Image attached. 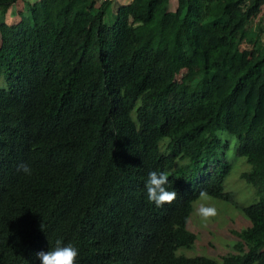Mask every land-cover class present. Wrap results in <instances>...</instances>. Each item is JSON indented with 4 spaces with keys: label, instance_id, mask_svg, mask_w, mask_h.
I'll return each mask as SVG.
<instances>
[{
    "label": "trees",
    "instance_id": "obj_1",
    "mask_svg": "<svg viewBox=\"0 0 264 264\" xmlns=\"http://www.w3.org/2000/svg\"><path fill=\"white\" fill-rule=\"evenodd\" d=\"M96 1L0 16V264H40L57 238L77 264H264V0H130L111 25ZM254 18L249 47L229 48ZM218 131L237 140L257 200L215 260L176 251L195 241L200 190L230 200ZM150 171L169 174L173 203L147 199Z\"/></svg>",
    "mask_w": 264,
    "mask_h": 264
},
{
    "label": "rangeland",
    "instance_id": "obj_2",
    "mask_svg": "<svg viewBox=\"0 0 264 264\" xmlns=\"http://www.w3.org/2000/svg\"><path fill=\"white\" fill-rule=\"evenodd\" d=\"M34 0H17L7 9L0 13L1 20L11 25L19 20L20 12L23 13L26 8V3H31ZM103 0H97V4ZM119 0H109L104 4L103 23L111 25L115 19V8L120 5ZM126 4L122 2L121 5ZM176 6L175 0H168L167 9L174 10ZM0 8V12H1ZM257 18V17H256ZM256 18L251 19L242 34L236 40L235 44H231L229 48L235 47L238 50L249 47V39L255 33L258 27ZM185 70L181 69L175 78L179 80ZM0 85L5 86V83L0 77ZM227 143L224 151V159L230 164V170L224 177L222 188L223 191L230 195L229 201L213 198L212 203L218 209V215L208 222H204L197 214L195 206L197 199L192 203L191 214L187 228L194 234V243L191 248L177 249L176 253L186 256L203 255L212 259H219L220 255L231 251L232 244L235 241L233 231H239L248 226V219L241 213L242 206L251 204L257 200V194L252 185L246 183L240 178V173L249 169V164L244 157L238 156L235 152L237 140L228 133L227 139H221ZM162 150L164 148L162 147ZM198 177V176H197ZM194 181V180H193Z\"/></svg>",
    "mask_w": 264,
    "mask_h": 264
},
{
    "label": "clouds",
    "instance_id": "obj_3",
    "mask_svg": "<svg viewBox=\"0 0 264 264\" xmlns=\"http://www.w3.org/2000/svg\"><path fill=\"white\" fill-rule=\"evenodd\" d=\"M216 135L220 139H227L228 137L226 131H218ZM18 170L25 175L32 174V168L26 163L18 165ZM168 184L169 174L167 172L150 171L148 173L144 187L147 199L156 207L171 204L177 198V192L175 190L170 191L166 187ZM212 200L213 198L206 190L202 189L198 193L195 210L204 222H208L218 215V209ZM36 256L39 258L40 264H77L79 250L72 243H63L61 238H57L54 247L48 251H39Z\"/></svg>",
    "mask_w": 264,
    "mask_h": 264
},
{
    "label": "crops",
    "instance_id": "obj_4",
    "mask_svg": "<svg viewBox=\"0 0 264 264\" xmlns=\"http://www.w3.org/2000/svg\"><path fill=\"white\" fill-rule=\"evenodd\" d=\"M130 0H119V4L121 5L122 4V2H125V3H128Z\"/></svg>",
    "mask_w": 264,
    "mask_h": 264
}]
</instances>
